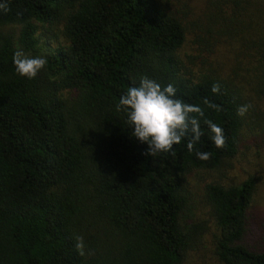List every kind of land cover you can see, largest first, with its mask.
I'll return each mask as SVG.
<instances>
[{
	"label": "trees",
	"instance_id": "16d2710c",
	"mask_svg": "<svg viewBox=\"0 0 264 264\" xmlns=\"http://www.w3.org/2000/svg\"><path fill=\"white\" fill-rule=\"evenodd\" d=\"M0 5V264H182L211 222L218 264H264L259 178L206 183L203 217L187 215L185 181L200 170L224 178L248 132L264 155V0ZM188 36L196 55L183 58ZM17 50L46 58L45 68L18 75ZM144 77L203 110L192 151L185 138L145 155L132 135L117 105ZM241 105H251L243 116ZM205 119L223 129V148Z\"/></svg>",
	"mask_w": 264,
	"mask_h": 264
},
{
	"label": "clouds",
	"instance_id": "9594fccd",
	"mask_svg": "<svg viewBox=\"0 0 264 264\" xmlns=\"http://www.w3.org/2000/svg\"><path fill=\"white\" fill-rule=\"evenodd\" d=\"M7 10V5H0ZM13 64L18 75L29 79L35 78L45 68L47 59L40 56H29L22 50L13 54ZM213 92L219 91V85H213ZM176 89L172 84L161 86L148 77L141 79L138 86H131L122 94L117 105L127 110L128 123L134 126L132 133L141 142L148 144L145 155L155 156L160 152H170L174 145L187 138L189 151L203 135L200 120L204 113L198 106L175 98ZM251 105H241L238 115H245ZM196 113L198 115H192ZM210 130V139L217 148H223L226 137L223 129L211 120H204ZM197 158L207 160L208 152H197ZM77 250L83 255L82 238L77 237Z\"/></svg>",
	"mask_w": 264,
	"mask_h": 264
},
{
	"label": "rangeland",
	"instance_id": "374dc122",
	"mask_svg": "<svg viewBox=\"0 0 264 264\" xmlns=\"http://www.w3.org/2000/svg\"><path fill=\"white\" fill-rule=\"evenodd\" d=\"M199 4V3H198ZM183 58L196 55L194 45L191 44V36L187 37V41L179 51ZM187 55V56H186ZM214 62V61H213ZM211 62V64L213 63ZM216 65L221 72V69L217 63ZM203 67L199 62L194 64L195 71ZM258 138L255 137L253 132L246 133L243 136L238 154L230 160L229 166L224 172V178H221V174L215 171H194L192 174L187 175L185 181L191 186L190 191L192 193V205L191 211L189 210L187 215L197 217H203L206 213V207L203 201L202 189L203 186L210 181H220L222 183H231L242 181L245 177L253 174L259 178L260 184L257 195L255 196L258 206L264 209V164L261 161L264 155L260 156V146ZM259 162H257V161ZM256 162L259 165H256ZM210 228L204 235L203 239L196 243L189 251H187L183 257L182 264H218L213 254V235L216 233L212 222L209 224Z\"/></svg>",
	"mask_w": 264,
	"mask_h": 264
}]
</instances>
